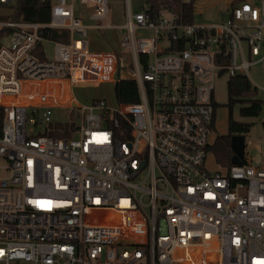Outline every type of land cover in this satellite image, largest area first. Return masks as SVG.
<instances>
[{"label": "built area", "instance_id": "obj_1", "mask_svg": "<svg viewBox=\"0 0 264 264\" xmlns=\"http://www.w3.org/2000/svg\"><path fill=\"white\" fill-rule=\"evenodd\" d=\"M42 1L45 23L0 0V264H264V168L207 167L217 80L264 65V0L209 24L152 0H124L122 24L110 0ZM101 29L120 32L118 50H93ZM127 78L138 102L74 93ZM66 123L70 136L47 134Z\"/></svg>", "mask_w": 264, "mask_h": 264}, {"label": "rangeland", "instance_id": "obj_2", "mask_svg": "<svg viewBox=\"0 0 264 264\" xmlns=\"http://www.w3.org/2000/svg\"><path fill=\"white\" fill-rule=\"evenodd\" d=\"M248 1L253 3L255 0ZM134 2L135 6H137V0ZM13 3H15V0H13L12 4ZM226 4L227 0H195L193 22L195 24H209L222 20L225 16ZM110 7L114 16H118L117 13H120L122 10L121 0H110ZM136 9L135 7V10ZM3 19L10 20L11 16L8 15ZM117 21L123 23L124 19L122 17V19ZM103 22L106 23V21ZM139 33L141 37H152L154 35V31L151 29L139 31ZM10 42V37H4L2 39V44L4 46H9ZM107 42V44L101 45L96 38H93L92 48L96 51L107 50V46L110 44L109 41ZM44 49L47 56L46 58L52 59L54 55V44L52 42H46L44 44ZM249 78L258 89L256 97L262 100V113L258 117H242L239 114V105H234L232 111H230L229 107L226 105L228 102V80L225 77H221L216 82L215 98L219 106L217 108L216 127L210 134V142L213 143L218 135L228 133V118L230 114H232L235 120L251 124L250 130L244 134L246 158L248 163L253 166L264 168V65H253L249 71ZM74 93L78 100L84 105H89L93 99L97 98L106 99L107 104L112 108L117 107L119 104L115 94V84L113 82H104L98 85H77L74 88ZM56 112V114H63L65 121L69 118V115L65 116L66 113H69L68 111L62 112V110H56ZM207 167L210 170H217L220 168L211 151L207 155Z\"/></svg>", "mask_w": 264, "mask_h": 264}, {"label": "trees", "instance_id": "obj_3", "mask_svg": "<svg viewBox=\"0 0 264 264\" xmlns=\"http://www.w3.org/2000/svg\"><path fill=\"white\" fill-rule=\"evenodd\" d=\"M124 0H121V5ZM156 5L169 4L178 11H184V15L189 21L194 18L195 0L188 4L172 3L170 0H152ZM234 6V5H233ZM14 18L25 22H48L50 20L51 3L42 0H15ZM6 33H0V47L2 45V36ZM44 35L51 39H62L67 41L68 31L45 30ZM256 87H254L247 77L237 74L231 77L227 82L228 102L226 105L230 111L234 105H239V114L242 117H258L263 111L262 101L256 97ZM115 94L119 103H133L139 101L137 83L133 79H122L115 83ZM217 104H215L216 106ZM4 118V108L0 106V133ZM73 124H55L47 134L50 136H70ZM216 127L215 114L212 122V129ZM251 124L244 121L235 120L230 114L228 118V133L218 135L214 142L210 144L208 150L211 151L221 169H229L232 166L231 137L233 135H243L250 130Z\"/></svg>", "mask_w": 264, "mask_h": 264}, {"label": "crops", "instance_id": "obj_4", "mask_svg": "<svg viewBox=\"0 0 264 264\" xmlns=\"http://www.w3.org/2000/svg\"><path fill=\"white\" fill-rule=\"evenodd\" d=\"M238 1H240V0H227L226 9H225L226 12L225 13H227L229 11V9H231V7L233 5H235L236 3H238ZM110 10H111V7H110ZM90 14H91V9L90 8L84 7L82 5H79V7H78V15L79 16H81L84 20H89ZM117 14H118V16H114V14L112 13V11L110 12V16H109V22L110 23H113V24H122L121 22H118L117 21L119 19H122V17H123V19L125 21V17H124V2L122 4V10H121V12L120 13H117ZM119 36H120V32L119 31L117 32V31L112 30V29L95 30L92 33V39L93 38H96L101 45L107 44L108 43L107 41L110 42V44L107 46V49L108 50H110V49L117 50L118 49V47H119ZM223 77H225V78H227V80H229L228 77H226V76H223ZM248 80L253 85V83L251 82V80L250 79H248ZM253 86L256 87L255 85H253ZM256 90H258L257 87H256ZM256 94H257V92H256ZM216 104L217 105L215 106V113H214L215 114V118L217 116V108L219 106V103H218L217 100H216ZM232 156H233V151H232ZM245 160H246L245 163H247L248 161H247V158H246V151H245ZM217 170L224 171L226 169L219 168Z\"/></svg>", "mask_w": 264, "mask_h": 264}, {"label": "water", "instance_id": "obj_5", "mask_svg": "<svg viewBox=\"0 0 264 264\" xmlns=\"http://www.w3.org/2000/svg\"><path fill=\"white\" fill-rule=\"evenodd\" d=\"M231 149L233 151L232 164L243 165L245 160V138L242 135L231 137Z\"/></svg>", "mask_w": 264, "mask_h": 264}]
</instances>
